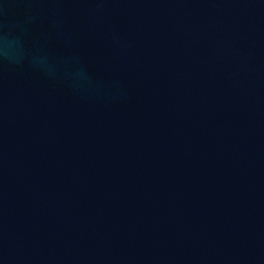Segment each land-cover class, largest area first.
<instances>
[{"label":"water","instance_id":"95a60500","mask_svg":"<svg viewBox=\"0 0 264 264\" xmlns=\"http://www.w3.org/2000/svg\"><path fill=\"white\" fill-rule=\"evenodd\" d=\"M0 264H264V0H0Z\"/></svg>","mask_w":264,"mask_h":264}]
</instances>
